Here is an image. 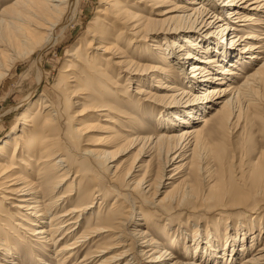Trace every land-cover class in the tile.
Listing matches in <instances>:
<instances>
[{"label": "bare ground", "instance_id": "bare-ground-1", "mask_svg": "<svg viewBox=\"0 0 264 264\" xmlns=\"http://www.w3.org/2000/svg\"><path fill=\"white\" fill-rule=\"evenodd\" d=\"M105 4L97 10L98 26H88L75 48L67 51L69 58L58 78L63 76L69 86H75L63 94L54 84L56 100L46 95L21 104L20 133L0 143V197L9 199L7 207L0 206V264H6L7 257H12L8 264H33V259L35 264L52 260L57 264H142L143 257H150L143 264H164L163 254L172 253L157 250L162 243L154 238L153 227L183 250V260L167 264H234L238 257V264H264V239L257 245L260 237L251 230L252 219L264 216L261 144L252 150L233 149L241 151L245 159L230 173L233 175L223 179L237 194L231 200L244 213H254L247 218L250 227L238 235L231 231L233 221L228 217H209L205 225L215 231L206 228L201 237L192 238H183L182 228L187 227L191 211L177 200H165L167 193L156 199L145 189L156 181L145 180L144 174L134 178L133 164L124 166L125 158L116 163L117 156L108 160L99 157L96 149L80 145L83 129L90 125V117H98L99 110H108L125 122L136 120L140 128L130 106L136 104L135 98L138 110L149 113L161 130L147 136L136 134L134 139L146 138L164 152L161 169L176 164L167 177L184 169L171 181L160 184L159 180L157 191L175 179L196 175L197 162L206 158L213 159L218 168L224 166L231 159L225 154L224 136L247 115L243 106L264 112V0H107ZM160 5L169 6L155 8ZM79 10L80 0L4 2L0 8V80L17 58L30 57L65 38L68 23H73ZM203 24H217L219 32L209 31ZM190 60L185 71L181 70ZM37 62L40 77L45 79L40 59ZM142 74L150 78L140 77ZM73 97L76 100L71 104L80 108L74 114L77 127L68 125L65 101ZM207 107L215 110L206 112ZM197 117L200 124H192ZM246 131L252 138V127ZM177 158L186 160L175 162ZM71 169L77 177L76 190L75 178L65 185ZM23 171L27 173L23 175ZM110 194L109 207L100 210ZM93 202L97 203L95 215ZM14 210L29 227L12 220ZM20 210L29 211L31 218L21 216ZM173 215H178L179 223L170 222ZM4 219L18 225L22 235L9 229ZM192 224L195 229L197 224ZM61 228L64 231L55 236ZM69 236L73 239L62 243ZM121 244L128 247L96 259ZM254 245L257 247L250 250Z\"/></svg>", "mask_w": 264, "mask_h": 264}, {"label": "rangeland", "instance_id": "rangeland-1", "mask_svg": "<svg viewBox=\"0 0 264 264\" xmlns=\"http://www.w3.org/2000/svg\"><path fill=\"white\" fill-rule=\"evenodd\" d=\"M5 0L4 2H6ZM13 1V0H9ZM104 0H80V12L75 15L73 23L70 22L67 25V29L64 32L65 38H59L58 42L44 48L40 52L31 55L30 57H20L17 58L10 69L6 72L4 77L0 80V143L3 142L5 139H9L12 136H15L16 132L18 131V127H20L21 120L18 118L21 114L22 109L20 108V105H28L29 102H31V99L35 97H44L48 96L56 100L55 98V92L52 88L54 84L58 85V88L61 93H66L68 89L73 88V86H69L71 84L68 83L67 79H65L63 76L58 78L59 75L62 73L63 66L65 64L66 58H69L67 55V51L69 49H74L75 45L79 43V39H81L82 36L86 34V28L90 26V28H94L98 26L96 23V17L100 15L97 10L103 9L107 4L103 2ZM4 2L0 3V8L3 6ZM169 6V5H167ZM166 5H160L155 8L157 9H163L167 7ZM157 9L155 11H157ZM195 15L190 16L191 18L188 20V22H191ZM223 16V14L221 15ZM193 17V18H192ZM219 22V21H218ZM93 23V24H92ZM90 24V25H89ZM203 28H208L207 30H213L214 32H219L217 30L218 26L217 24H214L213 26L205 27L206 24H203ZM238 42V41H237ZM236 42V43H237ZM237 46V44H236ZM89 51V50H88ZM249 54V53H248ZM171 58V57H170ZM33 59L35 62H33ZM40 59L41 63V69L45 73V79L40 77L39 65L38 60ZM70 59H72L70 57ZM77 64L74 59H72V62ZM186 62L180 66L181 70H184L187 68L188 63ZM143 63H148L149 60H144ZM68 64V63H67ZM73 64V63H72ZM39 66V67H38ZM72 67V66H69ZM72 75V74H71ZM140 77H148L146 75H141ZM235 78V75L232 76ZM151 81V80H150ZM81 82V81H79ZM118 82H122L118 80ZM153 83V81H152ZM135 84H132L130 86L132 89ZM153 86V85H152ZM146 87V86H145ZM130 88V89H131ZM149 89H151L149 87ZM82 90V89H79ZM73 100H66L67 104V115H68V125L71 126H79L74 124V120L76 119V111H78L80 108H77V106H73L71 102H74L76 100V97L72 98ZM30 100V101H29ZM135 103L137 104V101L135 98L133 99ZM20 103V104H19ZM136 104L130 103V106L135 109L133 112V115L137 118L138 121L141 124L140 128H137V122L134 120L133 123L121 119H125L123 117L119 118L117 115H114L108 110H99L98 117H90V125L87 127V129H83V133L81 135V147H90L96 149L98 152V156L110 159L113 157H118L115 159L116 163L120 162L122 159H126L124 166L129 165L130 163L133 164L132 171L134 175V178H138L142 174H144L145 180H154L156 183L152 184L150 188L146 187L145 189H148L149 194L153 195L155 194V198L159 199L163 197L166 193V196L164 197L165 200H169L170 202L173 200H177L180 205L187 207L191 212L188 214V225L182 226L184 228L185 233L183 238H192L194 236L201 237V234L204 233L206 228H209L210 231H215V228H210L205 225L206 220L209 217H213L214 220L216 218H227L233 221V226L230 228L233 233H237L238 235L244 234L245 228H249L250 221L249 217H253L254 213H244L240 207V204H236L233 200H231V197L237 196L235 191L230 189L226 182L223 181V179H228L229 176L233 175L230 173H233V170H236V167H240L239 164L243 163V159H245L242 155V152L239 150H233V149H240L239 147H245L246 149L255 148L258 143L261 144L260 148L264 149V117L262 116L264 114L262 109H256L254 110L252 107H246L243 106L242 111L243 114L246 112L247 115L240 119L238 124L235 126L233 123L231 125V128L227 129L226 135L224 136V145L226 148V155L230 154L231 159L222 167H217L215 161L211 158H206L203 161H199L198 163V170L196 175L191 174L188 178L180 180L175 179L174 182L171 185H168L166 187H163L160 192L158 190V186L162 182H168L171 181L173 177H177L180 175L183 170H181L179 173L174 175L173 177L169 178L167 177L171 172L174 171V165H166L161 169L163 158H164V152H159L157 150L156 145H152L149 143L148 140L145 139H134V136L136 134H140V136L144 135H150L154 131L160 132L161 128L157 126V122L153 119H151L149 113H141L140 110H138V107ZM141 107V105H140ZM127 109V108H126ZM175 111H181L182 109L173 107L172 108ZM129 111V109H127ZM137 110V111H136ZM206 112H213L215 110L214 107H207ZM257 112V113H255ZM2 114V115H1ZM100 114V115H99ZM103 114V115H101ZM198 119H195V121L192 124H200V117H197ZM76 121V120H75ZM251 126L252 129L255 131L252 138L249 137L246 127ZM128 130H133V133L130 134ZM20 133V132H19ZM101 139V140H100ZM249 139L251 141H254L256 145L251 144L249 142ZM14 142H11L10 145H13ZM123 143V146H127L126 148H120V145ZM11 147H9V152L6 153V156L8 158ZM129 145V146H128ZM126 150V151H125ZM255 151V149H253ZM232 154H234V157H232ZM54 156H57L55 154ZM168 156H171V152L168 153ZM5 158V157H4ZM55 159V158H54ZM179 158L176 159L175 162L178 161ZM186 159H182L178 162H184ZM31 162V161H28ZM19 163V162H18ZM33 165V164H32ZM191 167V166H189ZM189 169V168H188ZM191 169V168H190ZM60 172V171H59ZM57 172V174L59 173ZM27 173L26 171H23V175ZM35 173V171H34ZM162 173V176L159 174ZM75 169H71V173H69V177L66 180L65 185L67 183L72 181L73 179V189L76 190V183H77V177L74 176ZM229 175V176H227ZM231 178V177H230ZM160 180V184L158 181ZM220 180L223 181V183L220 182ZM148 182H145L147 184ZM143 184V186H145ZM81 188V184L77 186V189ZM238 191L242 192L241 188L239 187ZM145 194V193H144ZM245 195V193H244ZM113 195H108V198L106 201L102 202V205L104 207H101L100 210H106L111 201L113 200ZM151 199L152 196H149ZM98 199H96L97 201ZM200 203H196L198 201H201ZM95 201V202H96ZM102 201V199H100ZM7 202H9V199L7 201L1 199L0 197V206L1 207H7ZM94 203V207H92V212L95 215V211L97 210V203ZM195 203V204H194ZM193 205H195V208H193ZM7 210H10V208H7ZM13 211V210H12ZM27 220L31 218V215L29 214V211H19ZM51 211H46L45 214H51ZM264 214V213H262ZM17 215H20L19 213L15 212L13 213L12 220L19 221V225L21 224L24 226H28L29 224L19 219ZM4 217V215H1ZM136 213H134L133 218H136ZM44 219L47 216H43ZM185 217V216H184ZM6 220L7 227H11L13 232L17 231L22 235V232L18 225H15L11 222L9 219ZM164 220V219H163ZM170 222H174V224L179 223L180 218L178 215H173L171 219H169ZM229 220V221H230ZM242 222L240 223V221ZM253 227H251V230H253L254 234H258L260 237V240L257 241V245L259 242H261L264 239V216L252 219ZM192 222L197 224L195 226V229H193ZM246 224V225H244ZM202 225V226H201ZM219 225H222L219 223ZM223 227V225H222ZM253 228V229H252ZM64 231V228L59 229L55 233V236H59ZM154 232V238L159 239L162 243L157 250L165 249L166 253L170 252V254H163L164 260H167L164 264H167L174 260H183L185 256L183 255V250L177 249L173 246V241H168L165 238L162 237L164 234L160 230H157V228L153 227ZM27 234V233H26ZM23 234V235H26ZM153 235V234H152ZM76 236V233L73 235V237ZM1 237V236H0ZM73 237L71 236L67 237V240H63L62 243L70 242ZM93 238H89V241L91 242ZM201 240V238H199ZM198 239V240H199ZM1 240V238H0ZM89 241H87L89 243ZM129 242V240H127ZM172 242V243H170ZM35 243V241H33ZM255 246H251V249H254ZM132 246L134 247V244L132 243ZM3 247V243H0V248ZM128 246L121 244L116 245L112 248V252H107L104 255H100V257H96V259L99 261L103 259L106 255H111L112 253H117L119 251H122L126 249ZM27 252L30 251V247L28 245H25L23 247ZM133 249V248H132ZM38 252V249H37ZM48 255H51V252L45 251ZM44 253V254H45ZM31 254V252H30ZM157 254V252L154 253V255ZM5 258L4 255H1ZM44 259L45 255H42ZM49 257V256H48ZM8 259H12V257H7ZM144 261L142 259L139 261L140 263H146L145 260H149L148 257H143ZM6 259V264L7 260ZM95 259V260H96ZM241 257H238L236 260H234V264H238ZM1 262H4L1 260ZM34 262H37L35 259H33ZM39 263V262H38ZM57 264V262L50 261L48 264ZM28 264V263H27ZM41 264V263H40ZM122 264V262L118 263Z\"/></svg>", "mask_w": 264, "mask_h": 264}]
</instances>
